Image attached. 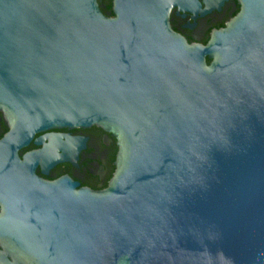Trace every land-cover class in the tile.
Wrapping results in <instances>:
<instances>
[{
    "label": "water",
    "instance_id": "water-1",
    "mask_svg": "<svg viewBox=\"0 0 264 264\" xmlns=\"http://www.w3.org/2000/svg\"><path fill=\"white\" fill-rule=\"evenodd\" d=\"M0 110V264H264V0H0Z\"/></svg>",
    "mask_w": 264,
    "mask_h": 264
},
{
    "label": "flooded vegetation",
    "instance_id": "flooded-vegetation-1",
    "mask_svg": "<svg viewBox=\"0 0 264 264\" xmlns=\"http://www.w3.org/2000/svg\"><path fill=\"white\" fill-rule=\"evenodd\" d=\"M10 124L6 120L3 112L0 110V140L4 134L9 132ZM70 133V136L88 137L85 142V148L80 149L76 160L77 167L73 166L70 161L58 162L48 169V174L40 172L39 164L34 169V174L41 179L47 181L57 180L63 175H67L72 181L79 183L76 188L87 187L92 191H101L105 189L113 175L115 161L117 154V142L113 135L97 126L90 127H76L68 129V127L49 128L33 134L29 143L20 147L17 151V157L23 161L22 156L31 150L42 148V144H34V140L45 133ZM62 141L65 138H61ZM44 143H48L44 139ZM61 153V151H58ZM1 213V209H0ZM0 250L4 249L0 245ZM8 261L13 262L11 257L4 252Z\"/></svg>",
    "mask_w": 264,
    "mask_h": 264
},
{
    "label": "trees",
    "instance_id": "trees-1",
    "mask_svg": "<svg viewBox=\"0 0 264 264\" xmlns=\"http://www.w3.org/2000/svg\"><path fill=\"white\" fill-rule=\"evenodd\" d=\"M206 61H207V63L209 62V60H208V59H207Z\"/></svg>",
    "mask_w": 264,
    "mask_h": 264
}]
</instances>
